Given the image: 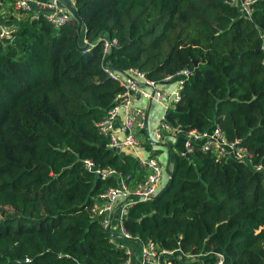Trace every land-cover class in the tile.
<instances>
[{"label":"trees","instance_id":"obj_1","mask_svg":"<svg viewBox=\"0 0 264 264\" xmlns=\"http://www.w3.org/2000/svg\"><path fill=\"white\" fill-rule=\"evenodd\" d=\"M75 1L77 16L62 28L41 16L19 24L15 43L0 41V207L10 208L0 220V264L128 260L93 212L118 180L84 167L89 159L116 170L131 187L146 176L133 155L102 147L108 139L96 125L121 92L104 62L153 80L191 71L170 122L200 131L219 126L264 164V0L254 4L252 19L227 0ZM80 23L89 41L108 36L119 46L106 59L101 44L84 53ZM170 156L167 187L123 220L130 241L183 254L220 251L227 264H264V174L200 151ZM171 262L214 259L176 253Z\"/></svg>","mask_w":264,"mask_h":264},{"label":"built area","instance_id":"obj_2","mask_svg":"<svg viewBox=\"0 0 264 264\" xmlns=\"http://www.w3.org/2000/svg\"><path fill=\"white\" fill-rule=\"evenodd\" d=\"M75 7V0H67ZM258 0H227L233 6L238 7L244 17L252 19L254 4ZM10 4L14 12L21 17L28 16V20H36L44 16L56 29H60L74 19L71 11L60 0H47L44 3L38 2L39 12H33L31 0H0V12ZM11 14L10 11H7ZM20 16H16L17 24L8 25L0 23V41L5 44L15 43ZM14 18V17H12ZM86 28L83 27L84 53L91 52L98 44H101L103 59H106L111 52L119 46L116 38L104 36L100 41H89L85 35ZM103 69L105 74L117 82L121 92L114 100L113 108L107 113L102 121L97 123V128L103 136L108 139L105 144L108 149L116 154H123L128 149L134 150L135 158L141 168L146 172L143 182L135 187L127 184L123 176L113 169L98 168L92 160H84V167L88 172L95 174L98 178L109 179L115 177L119 180L118 187L109 188L104 194L100 195L93 209L94 217L100 222L105 230L111 232L110 242L116 248L123 250L128 260L125 264H172L171 257L180 253L184 260L194 261L199 258L211 257L214 264H227L226 256L220 251H211L206 254L192 255L183 254L180 250L168 251L161 250L155 243L147 244L136 243L140 247V261L134 262V251L127 245L131 236L123 227L129 209L138 202H149L154 200L167 187L171 173L166 175L165 166L156 158H144L137 153L140 149H145L146 144L160 143L167 144L176 154L189 157L196 151L212 154L217 161L234 160L250 165L255 172L264 174V164L254 163V154L242 145L241 140L234 142L227 139L221 127L216 126L212 130L200 131L198 129H186L182 125H173L168 114L176 109V106L183 100L185 85L192 75L189 70H183L175 75H167L162 80H153L148 77L145 71L138 68H129L123 72L112 69L109 62H104ZM170 84L171 89L164 86ZM137 96H141L151 103L161 104L164 112L159 121L158 127L154 131V136L149 137L145 134L148 129V110L147 108L134 106L133 102ZM121 111L125 112L123 125L124 135L120 136L117 132L116 123ZM123 133V132H122ZM168 138H174L176 143L170 146ZM180 147L182 149H180ZM120 204L122 217L119 221L120 228L114 227L113 220ZM118 233V235H117ZM132 242V241H131Z\"/></svg>","mask_w":264,"mask_h":264},{"label":"crops","instance_id":"obj_3","mask_svg":"<svg viewBox=\"0 0 264 264\" xmlns=\"http://www.w3.org/2000/svg\"><path fill=\"white\" fill-rule=\"evenodd\" d=\"M47 0H31V6L33 8V12L36 14L37 12H39L40 10V6L37 4L38 2L44 3ZM7 11H10L11 14H9ZM16 16H20L19 14H17L16 12H14V10L12 9V6L10 4L6 5V9L2 10L0 12V23H6L8 25H13V24H17L18 22L16 21L17 17ZM14 17V18H12ZM28 19H30L28 16H20V20L21 23L24 21H27ZM84 39V37H83ZM166 89H171L172 86L170 84H166L164 86ZM134 106H139V107H143V108H147L148 110V129L145 132L146 135H148L150 138L154 136V131L156 130V128L158 127L159 121L163 115L164 109L162 107L161 104H157V103H151L150 101H147L146 99H144L141 96H137L133 102ZM124 121H125V112L121 111L119 117H118V121L116 123V128H117V132L120 136H123L124 130H123V125H124ZM123 132V133H122ZM168 142L171 145H174L176 143V140L174 138H168ZM147 146H144L145 149H140L137 151V153L139 152V154L141 156H143L144 158H156L158 159V161H160L164 166H165V170H166V175L168 176V171L173 170V163H172V159H171V154H174V150H172L171 147H167V144L163 143H154L152 146L151 144H146ZM123 153H127V154H131V155H135L134 150L132 149H128ZM135 157V156H134ZM118 180V179H117ZM119 183V180H118ZM130 186V185H129ZM122 217V210L120 207H117L116 213L114 215V220H113V224L114 227L116 228H120V219ZM118 235V233H117ZM127 245L129 247H131L134 251V262L139 263L140 261V247L134 243V242H127Z\"/></svg>","mask_w":264,"mask_h":264},{"label":"rangeland","instance_id":"obj_4","mask_svg":"<svg viewBox=\"0 0 264 264\" xmlns=\"http://www.w3.org/2000/svg\"><path fill=\"white\" fill-rule=\"evenodd\" d=\"M141 11H142V10H138V11H135V12L131 13L130 15L128 14V15H127V18H128V16H129L130 19H133V18H135V17H136ZM145 15H147V13H146ZM128 24H130V23H128ZM82 34H83V32H82ZM83 35H84V34H83ZM85 35L87 36L86 31H85ZM84 37H85V36H84ZM163 54H164V56H166V55L168 54V50H167V48L163 49ZM180 149H182V148L180 147ZM173 153L176 154L175 151H174ZM117 207H120V204L117 205ZM7 210L10 211V208H9V207H6L4 210H2L1 207H0V220H1V221H4V219H5V217H4V212H7Z\"/></svg>","mask_w":264,"mask_h":264},{"label":"water","instance_id":"obj_5","mask_svg":"<svg viewBox=\"0 0 264 264\" xmlns=\"http://www.w3.org/2000/svg\"><path fill=\"white\" fill-rule=\"evenodd\" d=\"M64 5H66V7L71 11V13L73 14L74 17L77 16V11L74 7H72L71 3L67 0H60ZM83 28V24H79V29L76 32V39L79 38L80 34H81V30ZM87 33V30H86ZM103 148H107V146L105 144L102 145ZM168 173H171V171H168ZM172 174V173H171Z\"/></svg>","mask_w":264,"mask_h":264},{"label":"clouds","instance_id":"obj_6","mask_svg":"<svg viewBox=\"0 0 264 264\" xmlns=\"http://www.w3.org/2000/svg\"><path fill=\"white\" fill-rule=\"evenodd\" d=\"M83 29V28H82ZM81 33H82V30H81Z\"/></svg>","mask_w":264,"mask_h":264}]
</instances>
